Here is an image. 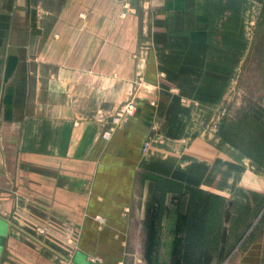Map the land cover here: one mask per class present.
<instances>
[{
    "label": "crops",
    "instance_id": "obj_1",
    "mask_svg": "<svg viewBox=\"0 0 264 264\" xmlns=\"http://www.w3.org/2000/svg\"><path fill=\"white\" fill-rule=\"evenodd\" d=\"M263 50L264 0H0V264H140L200 198L264 264V156L199 132Z\"/></svg>",
    "mask_w": 264,
    "mask_h": 264
},
{
    "label": "rangeland",
    "instance_id": "obj_2",
    "mask_svg": "<svg viewBox=\"0 0 264 264\" xmlns=\"http://www.w3.org/2000/svg\"><path fill=\"white\" fill-rule=\"evenodd\" d=\"M263 79L264 50L257 63L244 67V73L235 85L229 110L218 114L215 122L204 120L205 127L200 128V134L209 135L218 143L241 146L253 159L264 156ZM261 164L264 166V161ZM160 213L156 210L153 218L142 222L135 230L139 252H134V255L140 259V264H226L233 244H228L219 257L221 224L217 223V218L212 219L214 215H208L209 225L205 226V233L198 241L195 232H188L187 218L175 220L174 217L170 225L162 226Z\"/></svg>",
    "mask_w": 264,
    "mask_h": 264
},
{
    "label": "trees",
    "instance_id": "obj_3",
    "mask_svg": "<svg viewBox=\"0 0 264 264\" xmlns=\"http://www.w3.org/2000/svg\"><path fill=\"white\" fill-rule=\"evenodd\" d=\"M205 206H206V200L203 198H200L199 204L195 206V208L191 211L189 214V217H187V225H188V232L192 233L195 232L197 235V240L200 241L202 236L204 235L205 230Z\"/></svg>",
    "mask_w": 264,
    "mask_h": 264
},
{
    "label": "built area",
    "instance_id": "obj_4",
    "mask_svg": "<svg viewBox=\"0 0 264 264\" xmlns=\"http://www.w3.org/2000/svg\"><path fill=\"white\" fill-rule=\"evenodd\" d=\"M136 104L134 101H129L121 105L115 114L112 116L111 126L103 132V139L109 140L114 130L128 117L132 116L135 112Z\"/></svg>",
    "mask_w": 264,
    "mask_h": 264
},
{
    "label": "water",
    "instance_id": "obj_5",
    "mask_svg": "<svg viewBox=\"0 0 264 264\" xmlns=\"http://www.w3.org/2000/svg\"><path fill=\"white\" fill-rule=\"evenodd\" d=\"M5 236V230L4 227H2V225L0 224V251H1V245H2V241L4 239ZM225 238H226V228L223 227L222 228V233H221V239H220V243H221V247H220V251H219V256L221 257L223 254V247L225 244Z\"/></svg>",
    "mask_w": 264,
    "mask_h": 264
}]
</instances>
